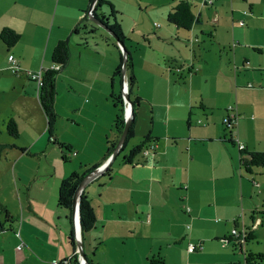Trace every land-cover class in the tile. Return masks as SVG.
<instances>
[{"label": "crops", "instance_id": "0c3cea01", "mask_svg": "<svg viewBox=\"0 0 264 264\" xmlns=\"http://www.w3.org/2000/svg\"><path fill=\"white\" fill-rule=\"evenodd\" d=\"M174 1L103 0L99 6L107 12L109 3L114 10L136 101L131 132L83 186L93 214L80 240L89 264H153L156 256L161 264H200L217 250L215 261L229 264L230 242L223 237L247 226L254 235L262 221L256 210L262 207L264 166L245 171L237 144L264 150V73L254 71L264 67V58L252 51L263 56L264 38L256 36L260 29L264 36V0H190L196 19L188 28L167 20ZM88 3L0 0V28L18 32L11 45L0 39V111L4 107L3 115L14 118L17 135H29L9 140L16 148L12 173L16 165L17 179L26 171L27 181L16 213L0 201L9 215L0 233L10 229L0 234V264H68L75 251L67 237L72 219L70 206L57 203L58 183L101 163L119 135L114 116L121 80L114 68L120 50L102 29L80 20ZM62 38L68 55L54 80L50 136L36 83L20 71L51 66V49ZM228 104L236 113L230 129L221 121ZM146 136L149 154L139 150L125 160ZM22 155L32 156V165ZM3 158L7 170L10 159ZM189 242L199 246L187 250Z\"/></svg>", "mask_w": 264, "mask_h": 264}, {"label": "trees", "instance_id": "16d2710c", "mask_svg": "<svg viewBox=\"0 0 264 264\" xmlns=\"http://www.w3.org/2000/svg\"><path fill=\"white\" fill-rule=\"evenodd\" d=\"M103 0H95L93 3V6L91 8V13L94 15H100L101 19L113 30V32L118 35V37L121 39L122 33L119 30L117 20L115 19L114 10H111V6L108 4V10L107 12L99 11L98 7L100 3H102ZM193 3L190 0H175L174 4L170 7L166 14V18L168 21L176 24L177 26L188 28L190 24L196 19V16L194 15V12L192 10ZM93 26H97L95 23H93L91 20L87 19ZM76 26L74 27L75 30ZM18 37V32L15 31L12 28H9L7 26H3L0 28V39L2 42H4L7 46L11 45ZM122 40V39H121ZM124 46V44H123ZM125 47V46H124ZM126 48V47H125ZM67 41L66 38L58 39L55 44L53 45L51 52H50V60L52 63H57L58 67L54 68L51 66H48L46 68H43L41 70L40 75V82L37 87L36 92V98L38 100V103L42 109V112L44 114L45 118V126L46 131L48 135L51 136V126L52 122L55 117V112L53 109V97L55 94V88H54V80L56 76V71L62 67L66 60H67ZM121 57V54H120ZM129 65V52L126 49V61H125V79H126V91L128 93V96L130 97V85L133 81V75L132 73H127V66ZM119 67H120V60L118 65L114 68V73L119 74ZM136 97L130 98L132 101V109H131V118L130 122L125 134V137L123 141L121 142L119 148H121L125 138L128 136V134L131 132L132 129V123L134 120V113H135V99ZM115 105H116V114L114 116V127L118 131V133L121 130L122 124H123V116H122V100L120 93L116 95L115 97ZM4 123V129L6 133L12 137L17 136V127L16 122L12 116H7ZM226 128H231L233 126V123L227 124L224 123ZM231 141L230 137L227 138ZM3 144L7 143H0V148H2ZM10 144V143H9ZM2 145V146H1ZM148 145V137L142 138L138 144L133 146L128 154L124 155L123 157L125 160H129L131 156L138 152L141 147ZM118 148V149H119ZM240 155H239V164L242 166V168L249 172L251 171L252 167L254 166H264V150H258V149H251L246 150L243 147H240ZM113 158V157H112ZM95 165H90L80 172H70L66 176L62 177L58 183L57 187V203L62 206H70V200H71V194L72 191L78 182V180L81 178V176L86 173L87 171L91 170ZM2 212V215L4 219L6 220L9 216L5 209L0 210ZM253 212V211H252ZM256 212H259V210H256ZM252 216V213L250 214ZM93 221V214L91 211V208L88 204V201L85 197L83 188L80 190L78 195V223H79V235L80 240L82 241V234L85 229L91 226ZM2 226L0 225V230ZM242 239L244 241L252 238L254 235L252 233V230L250 226L244 227L242 231ZM70 240V243L74 246V236H73V230L72 228L68 231V236ZM223 239L227 242H230L231 250L238 247L239 243L238 241L231 236V234L224 236ZM238 249L242 253V259L243 264H260L261 256L263 255V252L260 251H252L250 249ZM68 264H78L77 260V254L75 251L72 252V254L69 256ZM150 261L153 264H161L162 259L161 256H156V258H150ZM58 264V263H56Z\"/></svg>", "mask_w": 264, "mask_h": 264}, {"label": "rangeland", "instance_id": "374dc122", "mask_svg": "<svg viewBox=\"0 0 264 264\" xmlns=\"http://www.w3.org/2000/svg\"><path fill=\"white\" fill-rule=\"evenodd\" d=\"M140 1H142V0H140ZM101 8L104 10V7L101 6ZM101 8L99 7V11H101L100 10ZM258 8H259V6L256 4L255 9H258ZM85 19H88V18L85 16V11L83 10L80 20H85ZM96 27H98V29H102L106 33V35H108V37H111L110 34L107 33L103 28H101L99 26H96ZM260 30H262V29H260ZM260 30L257 32L258 33V35L256 36L257 40H262V38H264V36H263V34H261L262 32ZM246 38L253 40L252 35L250 33H247ZM111 39H113V38L111 37ZM215 45H216L215 43H210V47H215ZM249 51L251 52V50H249ZM252 51L254 52V54L258 55L259 57L261 56L264 58V52H263V56H262L261 53H258L254 50H252ZM62 68H63V66H62ZM61 69H58L56 71V76L61 71ZM259 70L262 71V73H264V67H262V69H255L254 71H259ZM20 72L24 74V72L22 70ZM20 72H18V73H20ZM238 72H239V70H238ZM32 83H35V81L33 79H32ZM59 83L61 85H63V82H59ZM36 102H37V104L40 108V111L44 117V114L42 112V109H41L37 99H36ZM3 104L4 103H2V105ZM13 104L19 106V103L17 101H13ZM3 112H4V107L0 111V143L7 142V144H5V145L3 144V146L1 145L2 148H0V150L3 149L2 152L5 151L7 154L5 155L3 153H0V201L5 202L7 210L11 211L12 213H16V210H17L16 206H17V202H18L17 198L20 197L19 195L22 192L23 184H25L27 181V177H26V171H24V172H21L22 173L21 175H23L20 178L21 180L17 179V177H16L17 176V173H16L17 172L16 171L17 166L16 165L14 168V174L12 173L11 164H12V160L14 157V153H16V152H14V151H16V148H13L11 145H9V142H10L9 140L17 143V142H21L23 140H26L27 138H29V135H28V133L27 134H21V135L19 134L16 137H12V136L8 135L4 129V123H3V121L5 120V118L7 116L3 115L4 114ZM43 117H42V120H43V126H44L45 118H43ZM44 133L45 134H43V136H41V138L46 136L47 133L46 132H44ZM40 139H39V141H40ZM126 147H128V144L124 146V148L120 151V153L122 151L126 150ZM3 155L10 159V163L8 165L7 170L5 169L6 168V160L3 158ZM21 158L25 159L29 165H32V162H31V160L33 158L32 156L22 155ZM22 180H24V183ZM261 206H262L261 209H259V212H257V213L260 215L262 221L260 224L257 225V227L255 229L254 236L245 241L244 247H245V249H250L252 251L263 252V255L261 256V259L259 262H260V264H264V196L262 197V205ZM0 222L4 227L6 226V228H7L8 220H5L3 218L1 211H0ZM8 232H10V229H5L0 234L8 233ZM17 247H19V244ZM218 251H220V250H217L216 253H214L210 257V259L202 261V262H200V264H219L215 261L219 257ZM229 253H230V256H232V258H233L232 260H230L228 262L229 264H243L242 253L238 249V247L234 248L233 250H229ZM107 264H114V263H107ZM129 264H148V261L136 260L134 262H130ZM166 264H185V263H183V260L181 259L180 262L173 260V261L167 262ZM190 264H192V262H190Z\"/></svg>", "mask_w": 264, "mask_h": 264}, {"label": "water", "instance_id": "95a60500", "mask_svg": "<svg viewBox=\"0 0 264 264\" xmlns=\"http://www.w3.org/2000/svg\"><path fill=\"white\" fill-rule=\"evenodd\" d=\"M95 0H89L88 8L90 9V12H86V17L91 20L93 23H95L97 26L103 28L107 33L110 34V36L115 40L116 45L119 47L120 50V67H119V77L121 80V84H123V89H120V95L122 100V112H123V124L121 127V130L119 132V135L112 147L111 152L109 155L99 164L95 165L91 170L84 173L81 178L76 183L72 194H71V200H70V213H71V219H72V230H73V236L75 241V252L77 254V260L78 264H89L84 252L81 247L80 242V235H79V223H78V195L80 190L83 188V186L88 182L92 177L97 175L98 173L102 172L106 166L110 163L112 157L117 152L121 142L123 141L129 122L131 118V109H132V101L130 97L128 96V93L126 91V79H125V61H126V48L123 46L122 40L116 35L113 30L101 19L100 15H94L91 13V8L93 6ZM123 101L126 103V112L125 107L123 105ZM79 258L81 262H79Z\"/></svg>", "mask_w": 264, "mask_h": 264}, {"label": "built area", "instance_id": "2783aa9c", "mask_svg": "<svg viewBox=\"0 0 264 264\" xmlns=\"http://www.w3.org/2000/svg\"><path fill=\"white\" fill-rule=\"evenodd\" d=\"M206 3H211L212 0H204ZM86 12H90V9L87 8L85 10V16H86ZM7 58L10 59L12 61V55L10 53L7 54ZM11 66V70L15 71V65L13 64V61L12 63L10 64ZM51 67H54V68H57L58 67V64L57 63H52L51 64ZM24 73L26 76L30 77L31 79H33L36 83V92H37V87H38V84L40 82V75H41V69H36V70H30V69H25L24 70ZM123 84H121V89H123ZM123 105L125 107V112H126V103L125 101H123ZM122 116H123V112H122ZM235 118H236V113L232 110V107L230 104H228L226 107H225V114L222 116L221 118V121L223 123H227V124H231L235 121ZM237 146L240 148L242 147V143H238ZM140 152L142 155H147L149 154V147L148 146H143L141 147L140 149ZM243 231V230H242ZM240 234H235L233 236V238H235L238 243L240 244L242 241H244L242 239V232ZM17 233V231H16ZM18 246V245H16ZM196 246H199V244L197 243H192V242H189L187 245H186V249L187 250H192L194 249ZM79 262H81L80 258H79Z\"/></svg>", "mask_w": 264, "mask_h": 264}]
</instances>
